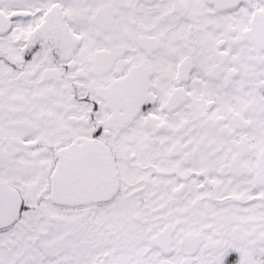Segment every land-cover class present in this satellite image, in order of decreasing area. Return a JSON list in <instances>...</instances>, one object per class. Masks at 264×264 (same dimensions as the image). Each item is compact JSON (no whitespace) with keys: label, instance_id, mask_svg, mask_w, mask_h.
<instances>
[{"label":"snow or ice","instance_id":"6c2138e0","mask_svg":"<svg viewBox=\"0 0 264 264\" xmlns=\"http://www.w3.org/2000/svg\"><path fill=\"white\" fill-rule=\"evenodd\" d=\"M0 264H264V0H0Z\"/></svg>","mask_w":264,"mask_h":264}]
</instances>
